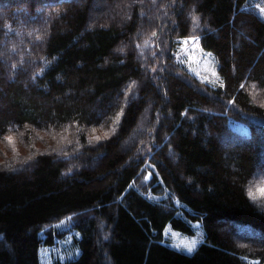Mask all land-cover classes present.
<instances>
[{"label":"trees","instance_id":"obj_1","mask_svg":"<svg viewBox=\"0 0 264 264\" xmlns=\"http://www.w3.org/2000/svg\"><path fill=\"white\" fill-rule=\"evenodd\" d=\"M105 1L0 0V142L26 156L0 167V264H41L69 218L79 254L55 264H264V17L251 0ZM189 37L217 83L177 63ZM194 223L195 252L166 244Z\"/></svg>","mask_w":264,"mask_h":264},{"label":"rangeland","instance_id":"obj_2","mask_svg":"<svg viewBox=\"0 0 264 264\" xmlns=\"http://www.w3.org/2000/svg\"><path fill=\"white\" fill-rule=\"evenodd\" d=\"M252 5L257 8L260 13L264 17V13L260 12L261 8H264V0H251ZM120 4L117 8L122 7ZM96 7L99 8L96 13H99L101 9H106L112 7L108 5L105 0H100L99 3H96ZM117 18L118 16L115 15ZM183 41V40H181ZM179 41V48L176 52V60L177 63L183 68L186 69L191 75L199 79L200 81L208 84H215L218 81L217 72H216V64L214 59L207 53L203 52L199 46V41L196 43H188L187 45L181 44ZM6 69V77L10 80V72L9 68L4 64ZM215 72L216 75L213 76L212 72ZM147 115V114H146ZM146 117V116H145ZM144 124V120H142L138 130L135 132V135L132 137V140L126 144L125 148H129L133 142V140L138 136L140 132H142V125ZM230 127L237 132H241L244 134L248 133V127L242 123L230 120ZM13 141L12 144L8 143V139L6 138L3 142H0V167L11 166L17 162L16 160L25 158V149L21 147L20 139L17 136H9ZM229 142V139L225 140ZM258 170V169H257ZM149 176V173L147 177ZM152 177V174H151ZM148 178L147 180L151 179ZM264 188V182L260 179L257 180L255 185L253 186V194L261 199H264V196L261 195L260 189ZM149 198L152 200L158 201L160 200L153 195H149ZM71 219L63 220L57 225L53 226V232L65 233L64 239L56 238L54 246L51 247H43L40 252L41 264H55L57 261L61 263L66 262L67 260L73 259L78 256L79 252L74 247V239L77 235L71 227ZM195 235L194 236H185L178 232H175L170 227H167L165 230V242L168 246L180 250L182 252L187 253L184 250V245L190 243L195 240L196 248L203 243L204 235L201 228V224L194 223L193 225ZM227 229H225V232ZM234 239V238H233ZM254 260L249 261V264Z\"/></svg>","mask_w":264,"mask_h":264},{"label":"snow or ice","instance_id":"obj_3","mask_svg":"<svg viewBox=\"0 0 264 264\" xmlns=\"http://www.w3.org/2000/svg\"><path fill=\"white\" fill-rule=\"evenodd\" d=\"M260 12H261V13H264V8H261V9H260ZM155 35H156V33L154 32V33H153V36H155ZM190 42H192V43H196V42H198V38H197V37H189V38H187V39L181 41L180 43L183 44V45H187V44L190 43ZM209 55H211V54L209 53ZM151 70H152L153 72L156 71L155 68H152ZM212 75L215 76L216 73L213 71V72H212ZM221 87H223V84H221ZM241 87L243 88L244 85H241ZM228 103H229V104H233L234 101H229ZM7 139H8V143H9V144H12V143H13V141L11 140V138H7ZM97 139H99V138H97ZM150 177H151V173H149V176L146 177V179H148V178H150ZM259 191H260L261 195L264 196V188H261ZM105 239H107V237H105ZM196 243H197V242H196L195 240H193V241H191L190 243L185 244V245H184V250H185L188 254H192V253L195 252V250H196ZM251 264H259V261H252Z\"/></svg>","mask_w":264,"mask_h":264}]
</instances>
